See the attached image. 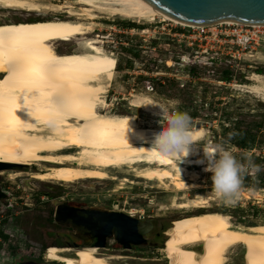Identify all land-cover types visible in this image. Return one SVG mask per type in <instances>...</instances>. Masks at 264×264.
I'll return each mask as SVG.
<instances>
[{
    "label": "bare ground",
    "instance_id": "6f19581e",
    "mask_svg": "<svg viewBox=\"0 0 264 264\" xmlns=\"http://www.w3.org/2000/svg\"><path fill=\"white\" fill-rule=\"evenodd\" d=\"M76 3L83 7L81 12L66 8V13L75 20L0 24V163L26 167L50 164L49 171L30 175L40 182L115 181L117 177L107 173L113 169L125 170L160 186L169 184L177 192L196 189L200 177L190 169L199 168L208 173L204 171L206 165L197 161L203 160L199 157L203 149L210 147L195 145L181 161L157 154L152 139L159 128L142 127L130 115L99 111L107 106L106 94L116 71L115 56L99 47L95 39L78 42L77 49L68 54L56 52L54 43H70L91 34L92 25L100 19L95 12L131 21L151 23L158 18L182 26L203 24L171 18L142 0H77ZM0 8L30 13L60 9L35 0H0ZM228 23L264 26L261 22ZM252 80L264 81V76L254 74ZM129 104L141 108L137 100ZM141 109L154 113L145 107ZM191 130L193 139L202 141L203 130ZM136 166H142L141 170ZM22 170L7 176L14 181L22 176ZM123 183L130 181L124 178ZM206 205L207 200L196 195L172 207L196 213L206 210ZM184 217L172 222L173 234L164 240L165 244L174 242L168 253L172 264H225V253L234 246L245 249L246 264H264V225L235 228L226 215L216 211L194 214L181 223ZM197 245L202 246L199 254L193 250ZM98 251L93 247L54 248L44 259L61 264H129L128 259L104 257ZM72 253L74 257L68 256Z\"/></svg>",
    "mask_w": 264,
    "mask_h": 264
},
{
    "label": "rangeland",
    "instance_id": "374dc122",
    "mask_svg": "<svg viewBox=\"0 0 264 264\" xmlns=\"http://www.w3.org/2000/svg\"><path fill=\"white\" fill-rule=\"evenodd\" d=\"M35 1L50 6L55 5L60 9L30 13L0 8V24L50 19L75 20V18L69 17L66 8L77 13L81 12L83 8L76 3L77 0ZM94 14L98 15L100 19L96 20L95 25H92L94 28L92 27L91 34L78 37L70 43L55 42L54 47L56 52L68 54L77 49L78 42L95 39L99 41V47L115 56L117 68L106 94V109L99 110L102 114L130 115L142 127L162 129L167 126L164 117L169 111L181 108L182 112L189 113L186 106L190 104L192 98L194 99V97H189V94L198 96L202 85H205L209 87L205 97L207 103L216 105L217 102H220L217 108H221L226 103L234 101L236 106L241 107L242 110L257 112L258 115L255 117L253 115L244 116L247 121L258 120L264 116V91L262 90L264 81L252 80L256 70L264 67V51L257 50V54L252 52L251 56L253 57H246L238 69L232 70L233 81L230 83L220 82L218 79L221 77V71L227 69L226 67L217 68L212 76L207 73L209 71L207 67L193 66L186 63V59H184V63L180 61V58L192 55L195 46L193 45L190 49L159 34L161 26L174 25L176 22L162 21L156 18L150 23L147 20L131 21L98 12ZM84 22L89 23L88 21ZM126 24H134L135 28H126ZM168 28L169 26L166 27V29ZM142 29H148L149 33H142ZM153 30L159 33H154ZM185 68L196 70L197 78L183 74ZM168 79L176 80L189 94L184 93L185 95L180 96L177 100H166L157 95L156 84ZM148 85L154 88L153 92H146L145 88ZM253 87L258 90L253 91ZM131 100H137L141 108L145 107L154 113H145L141 108L130 106ZM155 113L157 115H154ZM191 128L203 130L204 138L199 142L198 147L223 145L236 156L237 160L240 159L241 151L227 144L218 121L197 119L192 121ZM262 139L263 136L260 140ZM67 152L70 153V151ZM244 155L245 158L240 159L241 162H247L249 156H256L258 159L264 158V144L255 146L252 151L245 152ZM199 157L203 159V155ZM254 164L257 163L254 162ZM32 166L23 169L20 172L22 176L14 181L10 180L7 174L16 171H0V173H4L0 179V190L4 194L0 200V232L6 237L5 239L2 236L0 243V264H12L13 261L24 257L44 261L46 253L52 250H47L45 253L46 248L53 246L54 242L77 241L71 234L72 238H67L65 233L69 230L56 226L52 221L55 208L63 202L79 208L98 206L126 213L134 212L133 214L139 211L141 216L145 214L147 217L155 218L158 221L159 231L161 227L163 233L153 236L147 245L124 250L113 240H109L106 247L98 251L104 257L128 259L129 264H172L168 253L174 243L165 244L164 240L173 234L170 222L179 216L190 217L204 211H216L226 215L235 228L245 229V227L254 225H264V213L248 209V205L264 209V189L243 181L236 202L225 203L217 197L213 190L211 173H204L199 168L190 169V171L199 174L200 178L196 182V185L199 186L186 192H177L169 184L167 187L160 186L157 182L136 178L133 173H126L125 170L113 169L108 170L107 173L109 176L117 177L115 181L89 180L65 184L53 181L40 182L32 179L29 182L30 188H26L21 184L23 179L31 178L30 175L33 173H45L51 167L50 164L42 163ZM141 167L136 166V169L141 170ZM260 168L261 172H264V163H260ZM249 173L252 174L251 171ZM122 177L128 179L131 184H122L124 179ZM196 195L207 200L206 210H198L193 213L172 207L174 203L182 202ZM188 217L181 219V223ZM165 231H167L166 236ZM245 252L241 246L229 248L224 256L225 264H246L247 255L245 256Z\"/></svg>",
    "mask_w": 264,
    "mask_h": 264
},
{
    "label": "water",
    "instance_id": "95a60500",
    "mask_svg": "<svg viewBox=\"0 0 264 264\" xmlns=\"http://www.w3.org/2000/svg\"><path fill=\"white\" fill-rule=\"evenodd\" d=\"M142 1L171 18L197 25L237 21L264 23V0ZM26 168L21 165L0 163V171H18ZM31 181L32 178L23 179L21 184L30 188L29 182ZM1 193L0 190V196ZM182 217L184 216H179L174 220ZM52 219L56 226L68 229L70 234L80 241L82 247L76 246L77 249L88 248L91 244H93L91 246L93 248L104 249L107 241L113 240L124 250H130L132 247L147 245V242L159 232L158 221L153 217H141L137 214H128L98 206L75 208L67 202H63L55 208ZM174 220L170 222V225ZM167 231L164 232L165 236ZM58 248L71 249L72 247L64 245ZM193 250L199 254L202 251V246L197 245ZM74 255L75 253H72L71 257ZM25 264L40 263L29 261Z\"/></svg>",
    "mask_w": 264,
    "mask_h": 264
},
{
    "label": "built area",
    "instance_id": "2783aa9c",
    "mask_svg": "<svg viewBox=\"0 0 264 264\" xmlns=\"http://www.w3.org/2000/svg\"><path fill=\"white\" fill-rule=\"evenodd\" d=\"M168 26L169 28L166 29ZM160 29V33L155 30L153 32L166 36L171 41H176L190 49L194 45L193 54L188 57L182 56L180 61L184 62L186 59V63L193 66L207 67L209 68L207 73L212 76L214 69L219 67H226L230 70L238 69L246 57H253L251 56L252 52L257 54V50L264 51V26L261 25L228 22H219L211 26L165 24ZM141 32L149 33V30L142 29ZM145 90L149 93L154 91L150 85L146 86ZM141 217H145V214ZM3 235L0 232V243Z\"/></svg>",
    "mask_w": 264,
    "mask_h": 264
},
{
    "label": "trees",
    "instance_id": "16d2710c",
    "mask_svg": "<svg viewBox=\"0 0 264 264\" xmlns=\"http://www.w3.org/2000/svg\"><path fill=\"white\" fill-rule=\"evenodd\" d=\"M126 28L134 29L135 25L128 24ZM130 53H133V51H130ZM213 71L216 72L217 69H214ZM196 72V70L185 68L183 74L191 76L193 78H197ZM221 72L222 74L218 81L228 83L233 81L234 78L232 77V70L227 68L222 70ZM255 73L264 75V67L257 69ZM156 85L158 88L156 94L162 98H165L166 100H177L180 96L185 95L184 93L189 94L186 92L187 90H184V88L181 87L178 82H176V80L168 79L163 82L159 81ZM208 89V86L202 85V89L201 91H199L198 96L195 94H189V97H194V99L192 98V100L190 101V104L186 106V109L189 111V114L192 117V121L197 119L218 121L220 123L222 135L225 137V141L227 142V144H230L237 150L241 151L239 155L240 159L245 158V152L252 151L255 146L263 145L264 116H261V119L258 120L251 119L247 121L244 116L253 115L255 117L258 115L257 112L242 110L241 107L236 106L234 101L226 103L221 108H217V105H220V102H217V104L214 105L213 103H207L205 101ZM179 111H182L181 108H179ZM262 136L263 139L260 140ZM240 159L239 161H241ZM251 160L256 162V165H258L259 167L260 163H264V158L258 159L256 156H251ZM243 181L251 183L255 186L258 185L260 189H264V172L260 171L259 173L255 174L248 173L243 177ZM248 209L259 213H264V209L257 206L248 205ZM3 238L6 239L4 235Z\"/></svg>",
    "mask_w": 264,
    "mask_h": 264
},
{
    "label": "clouds",
    "instance_id": "9594fccd",
    "mask_svg": "<svg viewBox=\"0 0 264 264\" xmlns=\"http://www.w3.org/2000/svg\"><path fill=\"white\" fill-rule=\"evenodd\" d=\"M164 119L167 126L153 134L152 146L157 154L181 161L189 155L193 146L199 145V141L193 139L192 117L188 112L177 109L169 111ZM197 163L206 165L204 171L211 173L213 190L225 203L236 202L243 177L249 171L254 174L261 171L250 156L247 162H241L228 148L219 144L212 145L208 150L203 149V160Z\"/></svg>",
    "mask_w": 264,
    "mask_h": 264
},
{
    "label": "flooded vegetation",
    "instance_id": "af4514ba",
    "mask_svg": "<svg viewBox=\"0 0 264 264\" xmlns=\"http://www.w3.org/2000/svg\"><path fill=\"white\" fill-rule=\"evenodd\" d=\"M3 196H4V194L3 193H1V196H0V200L3 198ZM74 207V206H73ZM75 208H79V207H75ZM145 217H147V216H145ZM161 233H163L162 231H161V227H160V231L158 232V234L157 235H155V236H158V235H161ZM66 234V237L67 238H72L71 237V235H70V232H68L67 231V233H65ZM77 240V239H76ZM172 243H174V242H172ZM64 245H67V246H69V247H72V248H75L76 246H78V247H81L82 246V244L80 243V241H73V240H67V241H56V242H54L53 243V246H50V247H47L46 248V250H45V253H46V251L48 250H53L54 248H58V247H60V246H64ZM93 244H91L89 247H91ZM76 250H81V249H76ZM69 255V254H68ZM81 257H79L78 256V259H80ZM44 259V258H43ZM29 261H34V262H37V263H40V264H43V263H50V264H54V263H56V262H49V261H47V260H45L44 259V261H41V260H39V259H37V258H31V257H24V258H21L20 260H15V261H13L12 262V264L14 263V264H25V263H27V262H29ZM57 264H61V263H57Z\"/></svg>",
    "mask_w": 264,
    "mask_h": 264
},
{
    "label": "crops",
    "instance_id": "0c3cea01",
    "mask_svg": "<svg viewBox=\"0 0 264 264\" xmlns=\"http://www.w3.org/2000/svg\"><path fill=\"white\" fill-rule=\"evenodd\" d=\"M116 68H117V64H116Z\"/></svg>",
    "mask_w": 264,
    "mask_h": 264
}]
</instances>
